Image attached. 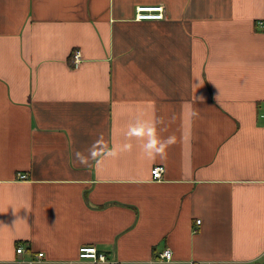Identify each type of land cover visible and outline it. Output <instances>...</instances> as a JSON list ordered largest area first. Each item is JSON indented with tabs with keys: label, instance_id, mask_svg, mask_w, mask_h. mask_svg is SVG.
Here are the masks:
<instances>
[{
	"label": "crops",
	"instance_id": "0c3cea01",
	"mask_svg": "<svg viewBox=\"0 0 264 264\" xmlns=\"http://www.w3.org/2000/svg\"><path fill=\"white\" fill-rule=\"evenodd\" d=\"M138 5L165 18L136 22ZM260 22L264 0H0V264H93L82 246L264 264ZM138 116L175 137L163 161L125 136ZM101 134L132 150L80 166Z\"/></svg>",
	"mask_w": 264,
	"mask_h": 264
},
{
	"label": "clouds",
	"instance_id": "9594fccd",
	"mask_svg": "<svg viewBox=\"0 0 264 264\" xmlns=\"http://www.w3.org/2000/svg\"><path fill=\"white\" fill-rule=\"evenodd\" d=\"M203 97L200 100L203 101ZM195 116L196 113L194 112ZM162 123L160 118L143 119L138 116L134 123L128 125L125 136L130 140L136 138L144 141L141 145L145 155L152 160L157 157L161 161L166 158L167 149L175 143L174 136L162 137L158 134V124ZM132 150L131 143H124L121 145H115L111 149L107 148L101 134L93 143L84 151H75V161L84 167H88L92 161H95L99 165L103 158H117L122 152H130Z\"/></svg>",
	"mask_w": 264,
	"mask_h": 264
},
{
	"label": "built area",
	"instance_id": "2783aa9c",
	"mask_svg": "<svg viewBox=\"0 0 264 264\" xmlns=\"http://www.w3.org/2000/svg\"><path fill=\"white\" fill-rule=\"evenodd\" d=\"M165 18V9L162 5H138L134 9V20L136 22L143 21H162ZM260 26H264V22L259 23ZM81 62V55L79 51H74L71 57V64L73 67H77ZM151 176L154 181L161 180L163 169L161 167H153L151 169ZM23 175H19V179H24ZM199 224V221L196 222ZM23 252L22 247H17L16 254ZM38 258L42 257V254L37 255ZM78 257L81 260H88L93 264H102L106 262V258L103 254L97 252L93 246H82L78 250ZM172 253L169 249H165L159 254L161 261H170Z\"/></svg>",
	"mask_w": 264,
	"mask_h": 264
}]
</instances>
